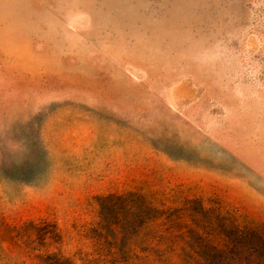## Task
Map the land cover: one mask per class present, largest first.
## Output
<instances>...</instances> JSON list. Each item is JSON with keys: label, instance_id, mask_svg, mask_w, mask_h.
<instances>
[{"label": "rangeland", "instance_id": "rangeland-1", "mask_svg": "<svg viewBox=\"0 0 264 264\" xmlns=\"http://www.w3.org/2000/svg\"><path fill=\"white\" fill-rule=\"evenodd\" d=\"M0 264H264V0H0Z\"/></svg>", "mask_w": 264, "mask_h": 264}]
</instances>
